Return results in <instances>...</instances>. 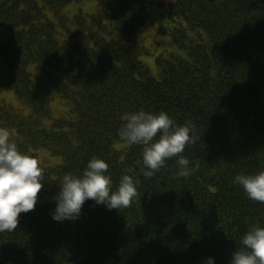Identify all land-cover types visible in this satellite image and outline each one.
Instances as JSON below:
<instances>
[{
    "label": "trees",
    "instance_id": "trees-1",
    "mask_svg": "<svg viewBox=\"0 0 264 264\" xmlns=\"http://www.w3.org/2000/svg\"><path fill=\"white\" fill-rule=\"evenodd\" d=\"M1 94L0 127L42 160L44 186L0 233V264H230L264 226L233 182L264 169V0H0ZM140 109L195 125L190 175L173 158L144 176L143 146L118 135ZM93 157L114 187L139 180L137 196L54 220L63 175Z\"/></svg>",
    "mask_w": 264,
    "mask_h": 264
},
{
    "label": "clouds",
    "instance_id": "clouds-1",
    "mask_svg": "<svg viewBox=\"0 0 264 264\" xmlns=\"http://www.w3.org/2000/svg\"><path fill=\"white\" fill-rule=\"evenodd\" d=\"M120 119L123 123L118 130L119 137L143 146L145 177L153 176L173 158H176L179 176L192 173L194 168L190 167L189 159L181 155L186 146L196 142V127L191 121L177 124L167 111L144 109L125 112ZM13 135L14 130L0 127V233L13 232L20 214L35 209L38 193L44 186L42 160L22 151ZM108 169L105 159L93 157L80 175H63L52 218L56 221L78 219L89 199L109 210L129 207L137 196L139 180L124 174L114 187ZM233 182L242 187L250 200L264 203V169L238 174ZM207 264H215V258L208 257ZM230 264H264V226L255 223L249 227L232 253Z\"/></svg>",
    "mask_w": 264,
    "mask_h": 264
},
{
    "label": "rangeland",
    "instance_id": "rangeland-1",
    "mask_svg": "<svg viewBox=\"0 0 264 264\" xmlns=\"http://www.w3.org/2000/svg\"><path fill=\"white\" fill-rule=\"evenodd\" d=\"M152 9H154V6H152ZM149 26H147L146 28H145V30H144V32L147 30V28H148ZM148 32V35H151V33H153L154 32V30H153V27L151 28V30H149V31H147ZM0 97H6V95L4 94H1L0 95Z\"/></svg>",
    "mask_w": 264,
    "mask_h": 264
}]
</instances>
